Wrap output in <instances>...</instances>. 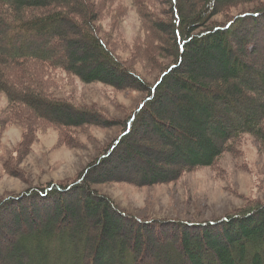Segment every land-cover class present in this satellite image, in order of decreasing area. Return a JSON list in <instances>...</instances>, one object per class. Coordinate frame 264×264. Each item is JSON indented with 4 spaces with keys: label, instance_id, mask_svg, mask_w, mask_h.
Segmentation results:
<instances>
[{
    "label": "trees",
    "instance_id": "obj_1",
    "mask_svg": "<svg viewBox=\"0 0 264 264\" xmlns=\"http://www.w3.org/2000/svg\"><path fill=\"white\" fill-rule=\"evenodd\" d=\"M111 1L117 0H0L6 98L0 132L20 123L19 144H26L47 123L57 142L69 145L77 130L112 122L96 106L56 95L48 78L142 92L118 120L117 135L80 173L0 199V238L11 241L10 258L14 264H264V203L215 221L140 217L98 187L165 183L214 167L223 152L237 155L244 137L254 138L264 155V0H163L162 9L154 0L152 6L133 0L139 26L150 35L131 43L130 62L111 26L100 23ZM135 54L149 64L165 60L153 82L137 73ZM146 136L170 149L163 157L168 169L144 158ZM129 173L136 181L125 180Z\"/></svg>",
    "mask_w": 264,
    "mask_h": 264
},
{
    "label": "rangeland",
    "instance_id": "obj_2",
    "mask_svg": "<svg viewBox=\"0 0 264 264\" xmlns=\"http://www.w3.org/2000/svg\"><path fill=\"white\" fill-rule=\"evenodd\" d=\"M147 1L152 6V1ZM154 1L159 8L165 7L163 0ZM109 6L110 12L105 9L100 23L106 29L111 26L114 39L120 40L116 41V47L130 62L133 58L129 50L131 43L144 42L141 38L150 34L145 26L140 28L141 14L133 0L111 1ZM117 6L120 9L123 7L121 12ZM233 12V9H229V13ZM259 26H262L260 30H264V20ZM135 55L137 73L145 81L153 82L160 71L161 61L163 64L165 60L158 59L156 63L149 64L141 58V54ZM53 75L56 78L62 76L59 73ZM47 82L54 87L56 95L68 98L67 101L77 106H96L112 122L108 126H88L77 130V137L69 145L57 142V131L47 123H42L30 142L19 144L24 131L22 126L20 123L6 124L0 132V199L13 197L32 187H44L50 181L72 179L117 135L118 120L126 111L133 109L142 96V92L136 90L113 91L101 84H84L67 78L53 80V83L48 78ZM5 103V96L0 93V111ZM12 118L7 121L13 122ZM148 138L146 136L140 140L147 152L144 158H150V162L168 169L163 157L170 149L157 138L150 139L155 143H148ZM238 148L237 155L223 152L216 166L185 171L173 181L146 186L110 182L98 187L121 208L140 217L215 221L239 211L243 206L264 203V155L259 152L257 142L252 137H244ZM15 154V161L6 164L5 168L4 162ZM139 162L140 166L145 164V161ZM135 177L129 173V178L121 180L136 181ZM11 244L7 237L1 236L0 264H14L15 259L10 258L9 253Z\"/></svg>",
    "mask_w": 264,
    "mask_h": 264
}]
</instances>
